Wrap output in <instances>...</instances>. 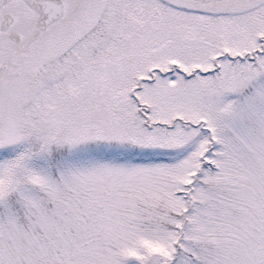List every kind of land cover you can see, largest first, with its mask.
<instances>
[{
	"label": "snow or ice",
	"instance_id": "obj_1",
	"mask_svg": "<svg viewBox=\"0 0 264 264\" xmlns=\"http://www.w3.org/2000/svg\"><path fill=\"white\" fill-rule=\"evenodd\" d=\"M0 264H264V0H0Z\"/></svg>",
	"mask_w": 264,
	"mask_h": 264
}]
</instances>
